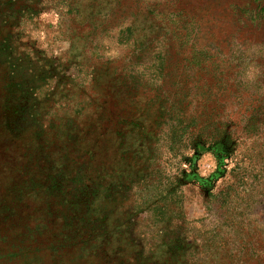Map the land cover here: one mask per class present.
<instances>
[{
	"label": "rangeland",
	"instance_id": "obj_1",
	"mask_svg": "<svg viewBox=\"0 0 264 264\" xmlns=\"http://www.w3.org/2000/svg\"><path fill=\"white\" fill-rule=\"evenodd\" d=\"M0 264H264V0H0Z\"/></svg>",
	"mask_w": 264,
	"mask_h": 264
},
{
	"label": "trees",
	"instance_id": "obj_2",
	"mask_svg": "<svg viewBox=\"0 0 264 264\" xmlns=\"http://www.w3.org/2000/svg\"><path fill=\"white\" fill-rule=\"evenodd\" d=\"M179 117L180 116L177 113H175L173 116L170 113L169 114L167 113V114H165V116L162 117V119L163 120L165 119V121H167V119H170L172 121L174 120V122L175 121L177 122V120L179 119ZM158 119H159V121H161V117L158 116ZM186 130H187V126L186 125H181V124H178V123L176 125H172V124L170 125V129L168 130V134H167V138H168V148L170 150H172L173 148H175V146L177 144H180L182 142V138H183L184 134L186 133ZM142 135H143V139L145 140V138H147V132L146 131L145 132H142ZM139 136H141V134ZM142 144H143V142H142ZM202 145L203 144H200V143H197L196 145L194 144L195 150H197L199 152L201 150L200 146H202ZM214 150L216 151L215 152L216 155H220L223 152L225 153V151H224L225 150V147L220 142V140H217L216 141V143L214 145ZM224 153L222 155H224ZM146 157H147V159H149V158L151 159L152 158V155L147 154V156H145V158ZM136 172L140 176H142V178H141L142 181H144L146 179V173L145 174L142 173V168L140 170H137ZM215 173L220 175V170H217ZM216 174H212L211 175V178H209V179H203V178H201V180L205 183V185H210V182H212L214 180V178L216 177ZM191 176H194V175L191 174ZM175 184L176 183H174L173 185H175ZM175 192H176V188H174V189L172 188V190H170L169 192H167L165 195L164 194H162V195L160 194L155 199H153V200H157V201L151 207H153V211H154L155 215L158 218H165V217L166 218H169V216L166 214V210H167L168 207H167L166 201H164V200L167 199V198H169L168 200L171 201V205H173L174 203H176L177 202V196H176ZM101 196H103V195H100V194L98 195V193L94 192V195H93L92 199H95V200L96 199H100ZM161 197H163V198H161ZM158 201L161 202L160 205H158V203H159ZM149 203L150 202H148V204ZM90 204H91V202H90ZM97 206H99V205L97 204ZM94 208H97V207H94ZM100 211H101V209L99 211H97V212H90V213H88V215H96V217L98 218L99 216L97 214ZM175 240H176V238H175Z\"/></svg>",
	"mask_w": 264,
	"mask_h": 264
}]
</instances>
